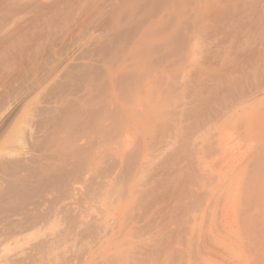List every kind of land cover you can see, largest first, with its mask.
Instances as JSON below:
<instances>
[{
    "label": "rangeland",
    "instance_id": "374dc122",
    "mask_svg": "<svg viewBox=\"0 0 264 264\" xmlns=\"http://www.w3.org/2000/svg\"><path fill=\"white\" fill-rule=\"evenodd\" d=\"M89 1H92V3ZM117 1L118 0H114L112 3V0H0V104L2 102L6 103L3 105L4 107L1 108L0 106V134L12 124L11 122H13L22 111L25 110H27L25 112L31 113V117H34V119L31 118L33 121H31V128H29L32 133L37 134L39 125H36V123L39 124L44 119H47L51 116V113L54 114L66 103H73L74 100V102L79 101L78 99L80 96L83 97L80 98V100L84 99L89 101L90 96V101L94 100L95 102H99V99L100 101L103 99L101 95L102 93L104 96L107 95L106 98L108 100H111L112 97V99L116 98V95L119 94V92L117 93L118 90L116 89V86L111 85V79L109 82H106V80H108L109 75L110 78H113L119 73L120 60L117 61L118 58H121V64L123 62L125 66L130 64L128 61L123 60L122 62V58L127 60L128 58L126 56L129 54L128 57L131 55V59L130 57V60L128 59L129 62H131V60L135 62H132L133 64L127 69L130 68L129 71H133L132 69L134 67L135 69L139 67V71L143 74V76L141 75V79L144 78L142 84L145 87V93L147 94L149 92L148 95L150 94L152 96H148V100L150 101L148 102L146 94V97H143L144 93L141 95L142 98H144V100L142 99V102L144 103L147 101L148 103L147 105L145 102L144 105L149 106L148 108H144V113H146L145 116L151 113L150 115L152 117L149 115L147 117L144 116V133L149 137L144 134L146 137L144 138V166L140 167L139 170H136L138 173L136 172L137 174H135V176H137L134 177L136 180H134L135 183L138 184L136 190H142L141 193L139 191L140 195H143V193L145 194L143 195L144 201L139 195V198L137 197L136 200L138 202L142 200V203L140 204L144 205H142L144 208H141L144 213L142 210L134 211L135 215H138V213L141 212L139 215L141 214L144 216L142 217L144 220L140 223V226L143 224L144 230L141 226L139 232L140 236L139 233L137 234L138 231L130 230L131 235L136 232V235H133L134 238L130 235L133 239L130 236H128L129 238L126 237L127 235L124 237V234L122 236L126 238L127 241H125L123 237H121V239L115 238L109 243V245L100 247V249H102L101 251L99 249L96 255L100 256L104 251V253H106V251L109 250L107 253H110V258L109 260H106L107 262L101 260L102 263L99 261L97 264H264V233L259 229V225H256L258 228H254L255 225L253 226L252 224L254 219L257 220L253 215L256 212L251 207V204H253V206L255 204V197L250 194L248 187L250 171L252 170L251 167H253L252 164L250 166V163L251 160H253V155L257 154L254 152L255 147L253 148L252 146L256 145V148L260 149L262 144L261 141H264V88L260 94H258L259 97L250 98L251 101L249 100V102L247 101L248 99H246L244 101L246 103L243 102L244 104H241V107L245 112L241 110V107H237L240 102L235 106L238 115L235 113V117L233 116L232 118L233 120H239V123L242 121V125L238 124V121L236 122V120L233 121L236 122L235 125L231 121L232 118L230 120L227 119L230 123L227 122L228 125L231 124L230 126L232 127L235 125V129L232 127L231 129L230 126L225 128L224 124L226 123L224 122L223 124L219 123L224 127L222 128L223 130H221L224 132H219L220 135L224 133L222 135L224 137H220L217 133V141L219 138L223 140L224 138L229 139L228 141H230V139L232 141L233 139L231 144L233 150L226 149V151H228L227 154L224 152L225 148L223 149V152L221 151L222 154L218 152L219 150L215 149L216 144L215 147L212 146L211 142L214 140L216 141V138L214 137L213 140L210 136V140L212 138L211 142H209L211 146H208L209 148H212L209 149L206 147L204 139L207 141L208 145L209 139L207 140V138L209 137L203 138V132L195 133L196 125L194 124V114L193 112H191V114L188 113L189 109L192 110V108L201 105L200 101L197 103V100L201 99L199 98L201 94L200 92L206 95L207 92L209 93L211 91H207L206 88L209 90L214 86L212 83L217 84L222 82L221 80H223L224 76V79H226L228 74L232 71H234L232 75V78L234 77L233 81L240 82L241 80H247L248 77L250 81L251 78L252 81H254L255 77V79L257 78V81L259 80V83L264 86V0H260V2L258 0H224L226 3H221V0H219L217 1V4H214L213 6L211 5L212 7H210L211 9L209 10L212 14L206 13L208 15L210 14L209 16L202 14L204 3L199 0H185L184 3L186 5L181 3L182 7L177 6L176 8H172V10L170 8V10L162 12L159 9L158 12L157 7L154 9L151 2L146 0ZM188 1H190L189 3H192L193 1V5L191 4V6H189ZM194 1L197 2L195 3ZM244 1L247 3L245 7L244 5L246 3ZM250 1L253 4L252 6ZM253 2H258L259 4ZM110 3H112V6H110ZM148 3L150 4L148 5ZM241 3L242 5L244 3V5L242 6ZM132 4L133 7L131 9ZM194 4L197 6L202 4L203 6H200L199 8L202 10L200 14L201 16H198V20L197 16H195L196 18H189V13H186L185 15L180 14L185 8H194ZM235 4L237 7H235L236 9L234 8ZM19 7L21 9H17ZM124 9L126 11H124ZM144 9L146 10L145 12ZM212 9H216L221 14L216 10L215 12L217 13L215 14ZM237 9L238 12H236ZM147 10H149L148 14L150 13L149 18L151 15L150 19L148 18V15L146 17ZM169 11H172L171 18L173 19V14L175 20L170 18V15H168L170 13ZM239 11L242 13H239ZM123 12L126 13V15ZM157 12L160 16H158ZM154 13L157 15H155V19L153 16ZM247 13L248 15H246ZM132 14L133 20H130L131 18L128 17H132ZM178 14L180 17H178ZM164 15L169 18L165 17V19ZM218 15L222 16L218 17ZM254 15L257 17L254 18ZM140 16H143L144 19L141 18L140 22H138ZM211 17L213 18L211 19ZM135 19H138L137 22ZM144 20H146V22ZM126 22H128V26ZM141 22L143 25H141ZM134 24H136L135 26H138L136 27L138 28L136 35L134 34L136 31H133L135 30ZM131 26L133 29H131ZM117 27H119L120 30ZM128 29L132 31V34L131 32H128ZM139 29H141V32ZM122 30H124L123 32L126 31V34L124 33L126 36H122ZM116 32L117 34H115ZM176 32L177 36L174 35ZM181 32L186 36H182L183 34H181ZM118 34L122 37H119ZM127 34L130 35V37ZM120 38L122 41H120ZM181 38L183 39V43ZM179 41H181L180 44ZM174 47L175 50H173ZM119 48H121L120 51L118 50ZM109 49L112 50V53ZM105 51L109 54L108 56ZM118 52H122L123 55H120L121 53L119 54ZM114 54L115 57H113ZM133 54L135 57L132 56ZM106 56L109 58L107 59ZM116 56L118 58H116ZM167 57L170 59L166 60L165 58ZM134 58L136 60H134ZM123 66H120V72L123 70ZM91 67L93 69H91ZM140 67H142V70ZM113 68L115 69L112 73ZM156 68H158L157 71ZM95 69H99V73L102 74H99L98 71L96 72ZM110 69L111 71L107 73ZM151 69L152 71H150ZM72 70L73 72L71 73ZM88 70H90L92 76ZM92 70H94L95 73ZM223 70L225 72H223ZM153 71H155V73H153ZM215 74L216 76H214ZM82 75L86 76L83 80L81 79L83 77ZM97 75H100V77ZM94 76L98 77V80H103L105 85L103 86V91L100 93V89L98 91L97 88L94 90L91 89V93L93 92L92 96L91 93V95L88 93V90L94 87L92 85H94L95 80L98 81ZM106 76H108V78ZM79 77L80 79H77ZM205 77L208 79H205ZM89 79L95 80L92 82V80L89 81ZM156 79L161 80L162 82H159ZM217 79L220 80L218 81ZM86 80L88 82H86ZM85 82L87 84H85ZM157 82H159V86H157ZM162 83L163 85L161 86ZM86 85H88V87ZM165 85L167 86L165 87ZM85 86L88 90L85 89ZM163 86L166 89H163ZM115 89L116 91H113ZM161 90L164 91L161 92ZM107 91L108 93H106ZM96 92L100 94L101 97ZM111 93L115 96H111ZM158 94L160 95L159 97L157 96ZM194 94H199V97L197 95L194 96ZM96 95L99 97L97 96V98ZM205 95H203V97ZM118 96H121L119 99H129L127 97L124 98L123 94ZM160 98L163 100H160ZM150 108L151 110H156V113L161 110V112H159L161 114L157 113V115H161L160 117L158 116V120L162 117L163 119L160 120L161 122H159L158 125L165 124L163 127L162 125H157L158 130L155 129L156 132H154V128H156L154 126L158 122L157 115L154 114L153 110V112L148 110ZM158 109L159 111H157ZM148 111L150 113H148ZM181 111L185 114L181 113ZM240 111H243L244 114H242L243 112L240 113ZM170 112L173 113V115ZM181 114H183V117L180 116ZM168 117L170 119H168ZM238 117H240L241 120ZM147 118L151 121H147ZM155 118L156 120H154ZM155 121L157 122L155 123ZM163 121L165 123H162ZM149 122H153L155 125H152V123L150 124ZM190 123H193V126ZM243 123L247 125L245 131L244 129L246 125L243 128ZM216 124L219 125L218 123ZM237 124L242 126V131H238V128L241 129V127ZM34 125L35 127H33ZM150 126H152L153 129H151ZM236 126H238V128ZM220 128L221 126L217 129ZM178 129L182 131H179ZM159 130H162V134ZM193 130L195 131L193 132ZM184 131L186 133H189V131L191 132L189 133V137ZM156 133L160 134V139L159 137L157 139L155 138L158 136V134L155 136ZM40 134L41 132L37 135ZM163 134L165 135L164 140L162 139L164 136H161ZM199 135L200 137H198ZM34 136L36 137V135ZM183 136L185 137L183 138ZM199 138H203L202 140L204 142L200 141ZM180 139H183L184 141L187 139L189 141L186 140L187 142L185 141L184 143L183 140ZM30 141L33 140L30 139ZM197 141L199 142L196 143ZM188 142L190 143L189 147ZM200 142L204 144L200 146ZM183 143L184 145H187L184 146ZM237 143L239 145H237ZM181 147L185 148V150H182ZM201 147L202 152H199L201 151ZM203 148H207L208 150H203ZM203 151L205 152L204 155L206 158L200 156ZM229 151H232V154L229 153ZM224 154H226V157ZM187 155L189 157H187ZM246 155H248V157H246ZM241 157L242 159H240ZM199 160L206 164L210 162V166L212 167H210L209 164H207L208 167L203 165L204 163L201 164L202 162L200 163ZM192 161H194V164L191 163ZM196 171L199 172L200 175H198ZM188 176L192 177L189 178ZM176 185L177 187H175ZM75 187H78V190L75 192L77 199L80 198L78 196H81V192L83 194L86 193V183L81 182L75 185ZM252 217L254 219H252ZM54 227L45 230L46 233L50 232ZM137 227H139V224ZM142 230L143 234L141 233ZM130 231L127 233H130ZM261 232L263 234H261ZM117 239L122 241L120 242ZM118 244H121L120 248ZM106 247H108V249ZM17 251H19V249ZM129 251L130 253L126 254ZM1 259L4 260L5 257L3 256ZM60 260L59 262H56V264L64 263V260ZM69 262L72 263L71 261H68V264H70ZM74 263H76V261L73 262V264ZM82 263L91 264L90 262Z\"/></svg>",
    "mask_w": 264,
    "mask_h": 264
},
{
    "label": "bare ground",
    "instance_id": "6f19581e",
    "mask_svg": "<svg viewBox=\"0 0 264 264\" xmlns=\"http://www.w3.org/2000/svg\"><path fill=\"white\" fill-rule=\"evenodd\" d=\"M113 1L114 0H112V3H113ZM146 1H150L152 7L154 9H155V7H157V10L159 9L161 12L162 11H168V10H170V8L172 10V8H176L177 6H181V3L186 5L184 3L185 0H146ZM199 1L204 3V5H203L204 6V8H203L204 13L202 11V14L209 16L210 14H212L209 10V9H211L210 7H212L214 4H217L218 3L217 1H219V0H199ZM258 1L260 2V0H258ZM89 2L92 3V1H89ZM119 2H121V0ZM189 2L190 1H188V3ZM220 2L222 3V2H224V0L223 1L221 0ZM244 2L246 3V1H244ZM104 3H105V1H104ZM112 3H110V6H112L111 5ZM192 3H193V1H192ZM192 3H189L188 5L191 6ZM224 3H226V2H224ZM253 3H258V2H253ZM144 4H145V2H144ZM149 4L150 3H148V5ZM220 4H219V6H220ZM236 4H235L234 8L236 7ZM250 4H251V6L253 5L252 2ZM31 5H33V4L31 3ZM241 5H242V3H241ZM243 5H244V3H243ZM246 5H247V3L244 5V7ZM122 6H123V4H122ZM200 6H202V4H199L198 6L195 5V7L191 8V9H186L184 7L185 9H183V12H181L180 14L185 15L186 13H189V18L197 16V20H198V16L201 14V10H202V9L201 10L199 9ZM260 6H262V5H260ZM33 7H34V5H33ZM132 7H133V4L131 6V9H132ZM140 7H141V5H140ZM239 7H241V6H239ZM248 7H249V5H248ZM248 7H247V9H248ZM21 8H22V6H21ZM21 8L19 7L17 9H21ZM148 8H149V6H148ZM259 8H261V7H259ZM95 9H96V7H95ZM141 9H143V8H141ZM197 9H199V10H197ZM26 10H28V9H26ZM159 10H158V12H159ZM177 10H178V8H177ZM212 10L215 14L218 12L216 9L215 10L217 12H215L214 9H212ZM124 11H126V10L124 9ZM145 11L146 10L144 9V12ZM249 11H250V9H249ZM132 12H134V11H132ZM148 12H149V10H147L146 17L148 15V18H149L150 13L148 14ZM152 12H153V10H152ZM236 12H238V9ZM155 13H156V11H155ZM155 13L153 15L154 19L156 18ZM171 13H172V11L168 14V15H170V18H171ZM173 13H174V9H173ZM206 13H210V14L208 15ZM239 13H242V12L239 11ZM22 14H23V12H22ZM124 14L126 15V13H124ZM151 14H153V13H151ZM175 14H176V11H175ZM219 14H221V13H219ZM239 15H241V14H239ZM246 15H248V13ZM255 15H256V13H255ZM143 16H140L138 22H140V20H141V18H143ZM158 16H160L159 13H158ZM172 16L174 19L173 14H172ZM220 16H222V15H218V17H220ZM165 17L169 18L168 16L164 15V18ZM178 17H180L179 14H178ZM256 17L257 16H255L254 18H256ZM128 18H131L130 20H133L132 19L133 14H132V17L129 16ZM150 18H151V15H150ZM207 18H209V17H207ZM212 18L213 17H211V19ZM143 19H142V22H143ZM201 19H202V17H201ZM259 19H260V17H259ZM137 20L135 19L136 22H137ZM146 20H144V21L146 22ZM218 21H220V20H218ZM127 23L128 22H126V24ZM180 23H181V20H180ZM136 24H134V26ZM141 25H143V23ZM127 26H128V24H127ZM187 26H188V24H187ZM136 27H138V26H135V30H133V31H136L134 33L135 35L137 34V29H138ZM117 28L119 29V27H117ZM122 29H123V27H122ZM131 29H133L132 26H131ZM125 30H127V29H125ZM116 31H118V30H116ZM123 31L124 30H122V32ZM139 31L141 32V29H139ZM128 32H131V34H132L131 30H129ZM124 33L126 34V31L122 33L123 34L122 36H126V35H124ZM115 34H117V32ZM120 34H121V31H120ZM181 34H183L182 36H184V37L186 36L182 32H181ZM174 35L177 36V32ZM122 36L119 35V37H122ZM128 36L130 37V35H128ZM187 36H188V34H187ZM166 39H168V38H166ZM169 40H170V38H169ZM181 40L183 43L182 38H181ZM120 41H122L121 38H120ZM170 42H171V40H170ZM180 43H181V41H179V44ZM173 44H174V41H173ZM109 48H112V47H109ZM121 48H119L118 50L120 51ZM180 48H181V46H180ZM173 50H175V47ZM109 51L111 52L112 50L109 49ZM122 52H123V50H122ZM122 52H120L121 54L119 52L118 53L120 55H123ZM138 52H139V50H138ZM105 53H106V51H105ZM113 53H114V51H113ZM106 55L108 56L109 54L106 53ZM126 55H127V53H126ZM128 55L126 57L129 59V57L131 55L129 57H128ZM162 55H164V54H162ZM166 55H167V53H166ZM107 56H106V58H107ZM117 56L119 57L118 54H117ZM117 56H116V58H118ZM132 56L135 57L134 54ZM113 57H115V54L113 55ZM128 59L126 60V59L122 58V62L124 60V61H128V63H130V64H127L125 66L123 64L124 62L121 64V58H118L117 61L120 60L119 61L120 65L118 64L119 65V70H118L119 73L116 74V76L114 75L115 77H113V78H110V75H109V78H108V76H106L108 78V80H106V82L107 81L109 82V80L111 79L112 80L111 85L116 86V89L118 90L117 93L119 92L118 95L123 94L124 98L125 97L129 98L128 100H125L122 98L119 99L121 96L119 97L118 95H116V98L112 99L113 98L112 97L111 100H108L106 98L107 95L104 96L103 93L101 94L103 99H101V101L99 99V102H95L94 100L90 101V96H89V101L84 100V99L80 100V98H83L80 96V98L78 97L79 101L74 102L75 101L74 100L73 103L72 102L66 103L65 105L62 106V108H60L54 114L51 113V116H49L47 119H44L39 124H37L36 123L37 121L35 120L36 122H34V123H36V125H39L38 126L39 129H37V130L39 131V133L41 132L40 135H37V134H39L38 131H37V134L36 133L34 134L30 131L31 121H33L32 119H34V117H31V115H30L31 113L25 112V111H27V110H25V111H22L21 114L19 113L20 115H18L17 118L14 119L13 122H11L12 124L4 132H2L0 134V264H56V262H59L60 259L64 260V263H57V264H68V261L72 262V263L69 262L70 264H73V262H75V261H76V263H74V264H83L82 262H84V263L90 262L91 264L92 263L97 264V263H99V261H100V263H102V261L107 262L106 260H109V258H110L109 257L110 253H107L109 250L106 251V253H104L105 252L104 251L100 256L96 255V253H98L97 251H99L100 247H104L106 245H109V243L112 242L115 238L121 239V237H123L122 235H124V234H125L124 237L126 235H127L126 237L130 236L132 230L138 231L137 232V234H138L141 230V226H142V229L144 230L143 224L140 226V223L142 222V220H144V218L142 219V217H144V216H142L141 214L139 215V213H141V212H139L138 215H135L134 211L135 210L141 211L144 208L143 207L144 205L142 204L143 205L142 206L140 204V203H142V200H140V199L141 198L143 199V195H145V194L143 193V195L142 194L140 195L142 190L141 191L139 190L140 193L138 190H136L137 189L136 186L138 184L135 183L136 180L134 179V177H136L137 175L135 176V174L138 173L136 170L137 169L139 170L140 167L144 166V138H146L145 137L146 133H144V116L146 114V113H144V108H146V107L148 108L149 106H147L148 105L147 101H145L147 104L146 106L144 105L145 102L144 103L142 102V99L144 100V98H142L141 95H143V93H144V95H143V97H144L146 94L145 90H144L145 87L142 84V81H144V78H142L143 80L141 79V75L143 76V74H141V72L139 71V67H137V69H135V67H134L132 69L133 71H129L130 68L129 69H127V68L133 64L132 62H135V61L131 60V62H129L131 57L129 60ZM165 59L167 60L168 57ZM173 59H174V57H173ZM134 60H136V59L134 58ZM109 62H110V60H109ZM114 64H115V62H114ZM121 65L122 66L124 65L125 67L123 66V70L120 72V66ZM143 65H142V67L144 68ZM142 67H140L141 70H142ZM156 67H157V65H156ZM145 68H147V67H145ZM91 69H93V68L91 67ZM114 69L115 68H113L112 73H113ZM116 69H117V67H116ZM154 69H155V65H154ZM157 69L158 68H156V71H157ZM167 69H168V67H167ZM70 70H71V68H70ZM98 70H96V72ZM147 70H149V69H147ZM88 71L90 72V70H88ZM92 71L94 72V70H92ZM110 71H111V69L108 70L107 73ZM150 71H152V69ZM72 72H73V70L71 71V73ZM89 72H87V73H89ZM115 72H117V71H115ZM223 72H225V71L223 70ZM233 72L234 71H232L230 73L231 75L228 74V76L225 73L227 78L224 79L225 78V76H224L223 80H221L222 82L217 83V84L212 83V84H214V86L211 84L213 86L211 89L208 90L206 87H204V88H206L207 91L211 90L209 93L207 92L206 95L202 94V92H200L202 94V95L200 94V97H199V94L198 95L194 94V96L197 95L199 98H201L200 100H197V103H198V101H200L201 105L196 106V108L191 107L192 110H190V109L188 110L189 111L188 113L191 114V112H193L194 117H195V122H194V124L196 125V129H195L196 132L195 133L197 134V132L198 133L203 132L202 134L204 136L202 134H200L203 136V138L209 137V138H207V140L209 139L208 145H207V141L204 139V141L206 142V144H205L206 147L209 148L208 146H211V144L209 142H211L212 138L214 137V138H216V141L213 138V140L215 142L214 141L211 142L212 146L215 147V144H216L215 149L219 150L218 152H220V153H222L224 151L223 149L225 148L224 152H226V154L228 153V151H226V149L227 150L228 149L233 150V147L231 145L233 139H232V141H231V139H230V141H228L229 139L224 138V140H223V139L219 138V140L217 141V135H219L221 137L224 134L223 133L220 135V133H219L221 130H223L222 128H224V127L226 128V127L231 125V124L228 125V122H229L228 120H230L233 116L235 117V115H234L235 113L238 115L237 110L235 109V106H237V104L240 102V104L237 107H241V104L246 103V102H244L246 99H248L247 100L248 102H249V100L251 101L250 98L257 97L258 94H260V92L264 88V86L261 83H259L260 81L259 80L257 81V78L255 79V77H254V81H252V78L250 81L249 77L248 78L246 77L247 80H241L240 82L233 81V78H234V77L232 78ZM98 73H99V71H98ZM98 73H96V74H98ZM153 73H155V71H153ZM227 73H228V71H227ZM90 74L92 76L91 72H90ZM99 74H102V73H99ZM109 74H111V73H109ZM82 76H83L81 78L82 80H83V78H86V76H84V75H82ZM97 76L100 77V75H97ZM214 76H216V74ZM94 77H95V79L98 80V77H96V76H94ZM159 77H161V76H159ZM220 78H221V76H220ZM77 79H80V77ZM95 79H93V80H95ZM151 79H150V81H151ZM166 79H167V77H166ZM205 79H208V78L205 77ZM211 79H212V77H211ZM90 80H92V79H89V81ZM93 80H92V82H93ZM156 80L159 82L161 81L158 79H156ZM204 80H201V81H204ZM209 80H210V78H209ZM205 81H207V80H205ZM86 82H88V81L86 80ZM86 82H85V84H87ZM103 82L104 81L101 79H99L98 81L95 80L94 85H92L95 88L94 87L90 88V85H89L90 90H88V88H87L88 85H86L87 87L85 86V89L88 90V93L90 94L92 91L91 89L94 90L97 88V91L100 89V91H99V93H100L104 89L103 86L105 84ZM159 82H157V84H158L157 86H159ZM210 82H211V80H210ZM153 83H155V82H153ZM206 83H208V82H206ZM89 84H90V82H89ZM162 85H163V83L161 84V86ZM203 85H205V84H203ZM166 86L167 85H165V87ZM111 88H110V90H111ZM156 88H158V87H156ZM116 89L113 91H116ZM163 89H166V88H164V86H163ZM80 90H81V88H80ZM146 90H149V89H146ZM113 91H111V92L114 93ZM163 91L161 90V92H163ZM202 91H204V90H202ZM106 93H108V91ZM112 93H111V96H115L114 94L112 95ZM148 93L146 94L147 97L150 95V94L148 95ZM151 94H153V93H151ZM98 95H100V94H98ZM98 95H96V97ZM101 95H100V97H101ZM203 95H205V96L203 97ZM92 96H93V94H92ZM117 96H118V98H117ZM157 96L159 97L160 95L158 94ZM161 96H162V94H161ZM87 97H86V99H87ZM139 97L141 98V100ZM150 97H152V96L150 95ZM188 97H189V95H188ZM162 98H160V100ZM195 98H197V97H195ZM199 98H197V99H199ZM148 99H149V97L147 98V100ZM148 102H150V101L148 100ZM53 103H54V101H53ZM5 104H6L5 102H2L0 104L1 108L4 107L3 105H5ZM152 104H153V101H152ZM37 105H38V103H37ZM41 110H42V108H41ZM145 110H147V109H145ZM148 110L152 111L153 109L151 110V108H150ZM183 110H186V109H183ZM235 110H236V112H235ZM239 110H240V108H239ZM241 110H243L242 107H241ZM153 111H154V114H156V115H157V113L161 114V113H159V112H161V110L159 111V109L157 110V111H159L157 113L155 112L156 110H153ZM243 111L245 112V110H243ZM243 111H240V113ZM244 112L242 114H244ZM2 113H4V112H2ZM32 113H33V111H32ZM148 113H150V112L148 111ZM163 113H165V112H163ZM181 113H183V112L181 111ZM150 114H148V115L151 116ZM171 114L173 115V113H171ZM183 114H185V113H183ZM183 114H181L180 116L183 117ZM148 115H146L145 117H147ZM168 115H169V113H168ZM237 115H236V117H237ZM241 115H239V116H241ZM32 116H34V115H32ZM158 116L160 117L161 115H157V120L159 119ZM165 116H166V114H165ZM151 117H150V119H151ZM44 118H46V117H44ZM148 118H147V121L152 120V119L149 120ZM191 118H189V119H191ZM238 118L240 119V117H238ZM161 119H163V117ZM168 119H170V118L168 117ZM154 120H156V118ZM160 120H158V122L155 121V123L157 122L156 125L153 123L154 121L151 122L152 125L154 124L155 125L154 127H156V128H154V130L157 129V125L159 124V122H161ZM235 120L236 119L233 120V118H232L231 121L233 122ZM237 121H238V124L242 125V121H240V123H239V120H236V122ZM174 122H176V121H174ZM223 122L226 123V124H224V127L221 125V124H223ZM236 122H233V123L236 125ZM162 123H165V122L163 121ZM183 123H184V119H183ZM216 123H218V124L221 123V124L217 125ZM161 125L163 127L165 124L164 125L160 124L158 126H161ZM235 125H233V127L230 126V128L232 127L235 129V127H234ZM241 125H238L239 127H241V129H239L238 126H236L238 128V131L243 130ZM245 125L246 124L243 125V128L245 127ZM219 126H221V128L217 129ZM33 127H35V125ZM214 127H215V129H214ZM28 128H29V130H28ZM150 128L153 129L152 126H150ZM159 128H161V127H159ZM212 128H213V130H212ZM164 129H167V128H164ZM175 129H177V128H175ZM184 129H185V127H184ZM246 129H247V125H246L244 131ZM195 130H193V132ZM214 130L216 133L214 132ZM226 130H225V132H226ZM161 131H160V133L162 134ZM179 131H182V130H179ZM186 131H187V129H186ZM154 132H156V130ZM191 132H192V130H191ZM191 132L189 131V133H191ZM221 132H224V131H221ZM189 133H186V134H188V137H189ZM33 134L36 135V137ZM157 134L158 133H156L155 136H157ZM210 134H213V135H210ZM200 135L198 137H200ZM146 136L149 137L148 135H146ZM161 136L162 137L164 136L162 138L164 140L165 135L163 134ZM210 136L212 137L211 140H210ZM150 137H151V134H150ZM158 137L160 139V134H158V136L155 138L157 139ZM166 137H167V135H166ZM178 137H179V135H178ZM184 137L185 136H183V138ZM188 137H187V139H188ZM223 137L224 136H222V138ZM30 139L33 141H30ZM199 139H200V141L204 142L201 138H199ZM180 140H183V139H180ZM225 140H227V141H225ZM185 141L183 140L184 143H185ZM187 141H189V140H187ZM198 142L199 141H197L196 143H198ZM261 142H262V144H261L260 149H257L256 145L252 146L253 148L255 147L254 152L257 154H255V155L252 154L253 160H251L252 158L250 159L251 160L250 166L252 164L253 167H251L252 170L250 171V178L248 180L249 181L248 187H249L250 194H252L255 197V199H254L255 204H254V206H253V204H251V207L256 212L253 215H254V218H257V220L252 217V219H254V222H252V224H253V226L255 225L254 228H258V226H256V225H259V229L264 233V141H261ZM184 143H183V145H184ZM189 144L190 143L188 142V147H189ZM202 144H204V143H201L200 146H202ZM233 144H235V143H233ZM186 145H184V146H186ZM237 145H239V144L237 143ZM229 146L232 148H230ZM257 147H258V145H257ZM210 148H212V147H210ZM200 149H201V151H199V150L198 151L202 152V147ZM206 149L203 148V150H206ZM182 150H185V148H182ZM212 152H213V150H212ZM231 152L229 151V153H231ZM204 153L205 152L203 151V153H201L200 156L206 158ZM197 154H200V153H197ZM202 154H203V156H202ZM226 154H224L225 157H226ZM180 155H182V154H180ZM196 155H194V156H196ZM224 155H223V157H224ZM190 156H192V155H190ZM249 156H250V154H249ZM187 157H189V156L187 155ZM197 157H199V156H197ZM238 157H239V155H238ZM246 157H248V155H246ZM219 159H221V158H219ZM240 159H242V157ZM250 160H249V162H250ZM193 162L194 161H192L191 163H193ZM201 162L202 161H200V163ZM239 163H241V162H239ZM244 163H246V162H244ZM201 164H203L207 167H208L207 164H209V166L211 165L210 162L207 164L205 162H202ZM214 164H213V168H214ZM196 166H197V164H196ZM210 167H212V166H210ZM203 169H202V171H203ZM193 171H195V170H193ZM211 171H212V169H211ZM204 172H205V170H204ZM193 173H195V172H193ZM197 174L200 175L199 172H197ZM202 174H203V172H202ZM191 175H193V174H191ZM190 177H192V176H190ZM202 177H203V175H202ZM81 182H84L87 184V189H86V193L83 194L81 192V196H78L80 198L77 199L75 192L78 190V187H75V185H77ZM244 182H245V180H244ZM140 184H141V182H140ZM247 185H248V183H247ZM175 187H177V185ZM78 194H79V192H78ZM138 195L141 196V198L139 199L140 200L139 202L136 201ZM196 199H197V197H196ZM143 201H144V199H143ZM178 202H179V200H178ZM195 204H194V206H195ZM136 207H139V208H136ZM142 212H143V210H142ZM136 213H137V211H136ZM138 224H139V227H137ZM51 227H54V228L51 229L50 232L46 233L45 230H47V229L49 230ZM143 230L141 232L142 234H143ZM260 230H257V231H260ZM129 231H130V233H127ZM262 232H261V234H263ZM135 233H133V235H136ZM133 235H131V236H133ZM139 236H140V233H139ZM124 237H123V239H125V241H127L126 238H124ZM133 238H134V236H133ZM117 240H119V239H117ZM119 241L121 242L122 240H119ZM114 243H115V241H114ZM142 243H144V242H142ZM120 247H121V244L119 245V248ZM106 248L108 249V247H106ZM18 249H19V251H17ZM101 249H100V251H101ZM117 250H121V249H117ZM119 253H120V251H119ZM129 253H130V251L126 254H129ZM131 254H133V253H131ZM115 255H116V253H115ZM115 255H113V256H115ZM143 255H144V253H143ZM3 256L5 257L4 260L1 259ZM123 256H125V255H123ZM119 258H116V259H119Z\"/></svg>",
    "mask_w": 264,
    "mask_h": 264
}]
</instances>
